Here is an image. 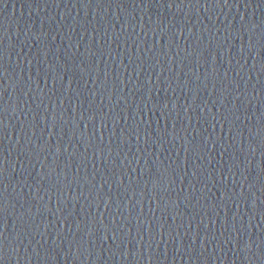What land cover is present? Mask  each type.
<instances>
[{"label":"water","instance_id":"obj_1","mask_svg":"<svg viewBox=\"0 0 264 264\" xmlns=\"http://www.w3.org/2000/svg\"><path fill=\"white\" fill-rule=\"evenodd\" d=\"M261 42L264 0H0V264H264Z\"/></svg>","mask_w":264,"mask_h":264},{"label":"snow or ice","instance_id":"obj_2","mask_svg":"<svg viewBox=\"0 0 264 264\" xmlns=\"http://www.w3.org/2000/svg\"><path fill=\"white\" fill-rule=\"evenodd\" d=\"M169 7H171V4H169ZM252 47H253V45L252 44H249V48H252ZM262 51H264V42H261V69L264 70V55H262ZM104 75H105V77H107L108 72L106 71ZM53 78H55V77H53ZM61 103H62V101H61ZM155 107L156 106H154V108ZM0 111H3V107L2 106H0ZM97 115L101 116V120L102 121H104L106 119V115H101V113H95L94 112V116H97ZM162 115H163V113H162ZM213 115L216 116V119H221V116L216 115V114H213ZM233 116H234L233 119H229L230 117H233ZM89 119L93 121L94 120V117H89ZM234 119H238V116H236L233 113L229 112V113H226V114L223 115V119H221V123H223L224 120H227L229 123H233V120ZM134 127H136V125H134ZM159 134L160 133H158V135ZM102 139H103V137H101V140ZM121 139H123V137H121ZM261 144L264 145V138L261 139ZM44 147H47V144H44L43 147H40V151H43V148ZM56 150L59 151V148H57ZM95 151H102V148L97 147V148H95ZM109 151H111V149H109ZM187 151H188V148L186 147L185 148V152L187 153ZM51 170L52 169H49V171H51ZM2 171L3 170L0 169V172H2ZM229 171H231V167H229ZM197 174L198 173H196V172L193 173V175H197ZM159 183L160 182H159L158 179H154L152 181V192H153V195H155V191H156V188L158 187ZM2 196H3V192L0 191V197H2ZM223 197H224V192H220V198L223 199ZM240 197L241 198H244V199H247V196L243 192L240 193ZM104 201H105V203H107V200H104ZM166 204H167V202H165V206H166ZM262 211H264V209H262ZM2 213H3V203H0V219H2ZM89 223L90 224H95V223H97V221L93 218V219H91L89 221ZM99 225H100L101 228L104 229V232L105 233L108 231L109 225H105L103 223V221H100L99 222ZM0 227H4V224L3 223H0ZM104 238H107V237L105 236Z\"/></svg>","mask_w":264,"mask_h":264},{"label":"clouds","instance_id":"obj_3","mask_svg":"<svg viewBox=\"0 0 264 264\" xmlns=\"http://www.w3.org/2000/svg\"><path fill=\"white\" fill-rule=\"evenodd\" d=\"M243 247H244L245 249H247V248L250 247V244H249L248 242H246V243L243 245Z\"/></svg>","mask_w":264,"mask_h":264}]
</instances>
